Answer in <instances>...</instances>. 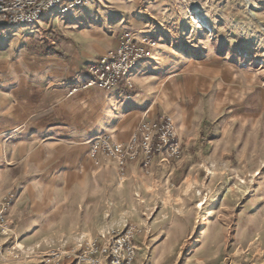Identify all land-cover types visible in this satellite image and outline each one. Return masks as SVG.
<instances>
[{
  "label": "rangeland",
  "instance_id": "1",
  "mask_svg": "<svg viewBox=\"0 0 264 264\" xmlns=\"http://www.w3.org/2000/svg\"><path fill=\"white\" fill-rule=\"evenodd\" d=\"M56 16L50 12L20 27L0 23V190H5L0 209L12 196L0 264H54L49 259L54 252L62 257L79 252L86 242L130 225L142 229L134 264H264V0H95ZM138 22L162 25L183 58L180 95L165 114L179 128L188 154L163 160L175 166L164 196L153 202L143 193L134 202L107 197L73 204L65 215L81 227L61 237L49 226L51 213L43 209L37 186L49 173L42 166L65 162L59 150L53 157L49 143L64 149L85 144L84 159L96 165L117 161L92 158V139L50 133L68 130L65 126L34 127L50 114L40 112L50 93L65 90L70 99L101 90L50 80L48 72L68 67L63 49L68 36L102 30L105 36L94 46L104 47L110 36L133 34L130 27ZM130 165H138L139 178L150 177L152 165L146 170L129 162L123 176L117 163L119 186L128 185ZM66 173L57 169L54 175L61 182ZM187 176L191 191L181 195L178 185ZM73 262L65 258L59 264Z\"/></svg>",
  "mask_w": 264,
  "mask_h": 264
},
{
  "label": "crops",
  "instance_id": "2",
  "mask_svg": "<svg viewBox=\"0 0 264 264\" xmlns=\"http://www.w3.org/2000/svg\"><path fill=\"white\" fill-rule=\"evenodd\" d=\"M130 29L138 40L149 38L156 43L159 40L162 42L157 46L153 58L137 64L133 76L134 88L129 91L126 83L122 82L110 91L90 89L70 99L66 98L65 90L50 93L43 100L40 109V112L50 110V114L37 121L34 125L36 129L41 131L65 126L68 130H54L50 133L59 132L65 137L82 140L92 139L91 142L99 136L110 133L115 139L126 141L137 132L145 120L157 119L170 112L168 109L171 108V103L177 101L180 95L178 93L185 73L183 58L178 54V49H174L173 40L170 39L169 33L162 29V25H155V22H138ZM104 36L105 32L96 29L86 35L68 36L63 48L68 57V67L62 72H48L49 79L64 82L72 87L76 84H85L90 78L89 67L109 50L117 48L121 39L118 38L117 41L115 34L108 37L110 40L104 47L94 46L95 40ZM61 53L63 55L61 57L64 58V53ZM181 113L185 119L186 110ZM183 122L185 127L188 122L186 120ZM73 124L78 126H74V129L69 128ZM54 144L56 143H49L48 151L52 152L56 159L59 150L60 155H65V162L60 166L51 163L42 166V169H49V173L41 177L37 186L39 194L46 203L43 209L51 213L47 218L49 226L55 234L64 238L76 234L74 230H78L82 224L71 223L65 215L73 204L77 205L84 201L103 202L107 197H110L111 201L125 198V201L134 202L143 193L145 201L153 202L156 198L164 196V190L169 189L171 180L167 177H171L175 170V166L157 158L151 167L150 177L143 180L141 176L138 177V165L137 167L130 165L128 170L131 179L126 187H122L118 185V168L115 161L102 160L103 165H96L92 160L84 159V151L88 150L85 144L69 149ZM182 151L183 155L188 154L184 147ZM180 165L177 164L176 167ZM57 169L68 172L61 182H58L54 175ZM188 179V176L185 177L178 185L180 191L182 190L181 195L191 191L187 185ZM4 193V189L0 190V199ZM180 199L183 201V198Z\"/></svg>",
  "mask_w": 264,
  "mask_h": 264
},
{
  "label": "built area",
  "instance_id": "3",
  "mask_svg": "<svg viewBox=\"0 0 264 264\" xmlns=\"http://www.w3.org/2000/svg\"><path fill=\"white\" fill-rule=\"evenodd\" d=\"M95 0H0V23L13 26L31 25L50 12L64 17L75 8H81ZM157 43L149 38L136 39L125 34L117 48L102 56L88 69L89 79L85 88L110 91L125 82L129 91L134 88L133 76L140 61L153 58ZM183 154L182 142L174 120L170 116L145 120L127 142L113 139L109 134L91 142V156H104L116 160L124 176L129 162H139L148 170L155 158L164 161L180 159ZM12 196L0 209V241L8 236L6 211ZM142 229L136 225L127 226L112 236L96 238L85 243L79 252L63 254L54 252L49 256L54 264L65 258H73V264H134L138 257L137 240ZM5 245H0V255Z\"/></svg>",
  "mask_w": 264,
  "mask_h": 264
},
{
  "label": "bare ground",
  "instance_id": "4",
  "mask_svg": "<svg viewBox=\"0 0 264 264\" xmlns=\"http://www.w3.org/2000/svg\"><path fill=\"white\" fill-rule=\"evenodd\" d=\"M205 205V201L203 200L202 202H201V206L200 207H203Z\"/></svg>",
  "mask_w": 264,
  "mask_h": 264
}]
</instances>
